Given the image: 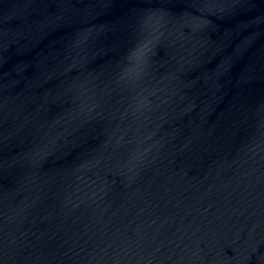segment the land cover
<instances>
[{"label":"water","instance_id":"95a60500","mask_svg":"<svg viewBox=\"0 0 264 264\" xmlns=\"http://www.w3.org/2000/svg\"><path fill=\"white\" fill-rule=\"evenodd\" d=\"M0 249L264 264V0H0Z\"/></svg>","mask_w":264,"mask_h":264},{"label":"snow or ice","instance_id":"6c2138e0","mask_svg":"<svg viewBox=\"0 0 264 264\" xmlns=\"http://www.w3.org/2000/svg\"><path fill=\"white\" fill-rule=\"evenodd\" d=\"M167 16L161 11H154L147 14L143 20L141 27L147 32V38L142 40L132 51H131V61L136 67H142L145 61L152 56L153 51L160 45L163 32L161 29L164 27ZM136 106L138 110L147 108V104L143 102L142 98L136 100ZM92 105L89 111L94 108ZM143 153H141V157ZM141 157H135L129 161L131 169L138 168L141 163ZM0 264H6L5 253L0 249Z\"/></svg>","mask_w":264,"mask_h":264}]
</instances>
